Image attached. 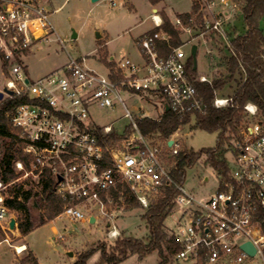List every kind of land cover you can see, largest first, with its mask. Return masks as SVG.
Wrapping results in <instances>:
<instances>
[{
    "label": "built area",
    "instance_id": "built-area-1",
    "mask_svg": "<svg viewBox=\"0 0 264 264\" xmlns=\"http://www.w3.org/2000/svg\"><path fill=\"white\" fill-rule=\"evenodd\" d=\"M108 1L116 6L126 0ZM197 2L199 9L190 18L191 23L177 16L171 20L173 26L190 33L193 39L219 44L223 39L229 46L227 12L214 9L219 5L236 9L240 7L238 1ZM51 14L48 0H0V58L11 65L5 87L14 90V94L7 95L29 99L17 104L10 114L24 138L23 149L30 155L29 167L18 160L16 168L37 179L46 173L55 176V191L64 201L61 215L73 220L90 221L91 215L82 204L104 205L102 196L119 183L126 185L144 207L164 195L166 188L175 187L179 191L176 206L182 207L174 231L181 244L175 255L179 264H264V119L257 118L258 105L249 101L244 106L245 115L256 119L243 123L232 141L227 152L228 179L218 173L217 190L206 198H196L175 180V163L166 158L179 154L181 142L169 137L163 143L143 134L137 120L149 116L136 118L123 95L127 92L155 97L162 113L167 106L180 113L201 110L195 82L212 79L205 74L192 76L187 70L195 40L188 38L171 45L172 35L163 28V17L155 13L151 16L154 28L136 40L139 62L129 57L109 59L115 65L108 66L109 72L103 74L88 67L85 57H70L62 68L33 80L24 59L34 45L57 38ZM188 44L191 47L187 52ZM230 101L231 96L219 95L213 100L218 107ZM118 103L131 119L126 129L130 133L124 134L120 142H105L103 138L108 140L117 132L112 125L91 124L90 107H114ZM97 130H101V136ZM14 183L0 178V230L7 242L9 232L19 225L20 211L6 202L12 196L9 186ZM107 234L117 238L121 232L109 225ZM246 242L253 244L254 254L242 247Z\"/></svg>",
    "mask_w": 264,
    "mask_h": 264
},
{
    "label": "rangeland",
    "instance_id": "rangeland-1",
    "mask_svg": "<svg viewBox=\"0 0 264 264\" xmlns=\"http://www.w3.org/2000/svg\"><path fill=\"white\" fill-rule=\"evenodd\" d=\"M48 8L51 11V22L56 30V39L41 44L34 45L30 52H26L24 59L27 65V74L31 79H37L54 70L62 68L70 59L86 58L85 64L103 74L109 72V67L115 65L114 62H107L110 56L115 59L129 57L135 62H139L140 52L136 40L141 33L154 27L151 15L153 8L166 10L171 17H176L179 13L192 9V0H159L153 3L151 0H126L119 1L118 5H111L108 0H49ZM242 7L245 5L246 0ZM56 9V10H54ZM163 14V11H162ZM237 16V15H236ZM235 18L227 21L225 30L233 25L242 26V19ZM264 28V19L262 20ZM98 32L100 36H98ZM183 40H195L198 44L197 69L194 75L206 74L212 81L229 73L227 58L230 54L226 46V41L212 42L210 39H193L190 33L181 32ZM218 42V41H217ZM191 45L185 46L187 52ZM213 49L212 52L209 49ZM225 54V55H224ZM6 63V65H5ZM11 65L0 58V90L5 87L6 81L10 78L9 70ZM236 88L234 81H230L222 89L217 90L219 96H231ZM125 102L132 114L139 118L141 116L159 117L163 111L161 105L155 97L150 95L123 92ZM8 97L5 93L4 98ZM90 115L94 125H112L118 135L123 136L126 129L131 125V119L125 116V108L120 104L114 107H101L92 105ZM245 115V111H244ZM257 118L264 119L259 110ZM245 115L241 121L243 123L254 121ZM196 122L195 115L192 116L188 124L181 126L170 138H176L181 143V150L194 149L200 151L205 148H212L218 144V131H208L201 128H192ZM164 143L165 138L159 136H149ZM115 140L111 143H117ZM110 142V141H109ZM165 149H167L165 147ZM2 147L0 146V152ZM229 153H226L228 156ZM176 156H167L171 163L176 162ZM16 165V164H15ZM30 163L26 166L29 167ZM17 177L13 186L23 184L28 188L32 184L35 190H39V178L33 175L25 176L24 171H19L15 166ZM219 171L212 166L205 155H202L194 165L186 169L184 181L185 188L196 198H206L218 188ZM209 177L208 180H204ZM104 194V205L100 203H83L84 210L95 217L94 222L89 220H73L66 215H61L62 211L52 220L39 225L29 234L24 236L19 234V229L9 232V242H0V264H19L22 257L27 255L29 249L37 255L42 264H71L75 261L74 255L79 257L82 252L99 247V244H111L116 238H110L107 234L109 225H115L123 235H131L138 238H145L148 233V226L143 214L147 207L138 202L133 204L126 201L122 191ZM38 196L30 200L32 216L37 223H40L41 216L47 220L46 209L41 208ZM41 204L43 200L41 199ZM85 204V205H84ZM19 213V218L21 216ZM182 214V207L175 206L173 212L165 219V225L169 233H174L178 228V218ZM6 237V235H5ZM26 244L27 248L18 252L15 245ZM71 253V254H70ZM100 258V251L95 250L89 257L87 264H96ZM159 255L153 251L140 259L136 254H132L117 264H157ZM108 264V263H104ZM169 264H179L175 257Z\"/></svg>",
    "mask_w": 264,
    "mask_h": 264
},
{
    "label": "trees",
    "instance_id": "trees-1",
    "mask_svg": "<svg viewBox=\"0 0 264 264\" xmlns=\"http://www.w3.org/2000/svg\"><path fill=\"white\" fill-rule=\"evenodd\" d=\"M153 3L159 0H151ZM199 3L193 0V8L190 12L179 13L184 23L190 24V18L198 11ZM163 28L172 37L170 44L179 45L183 42L178 29L173 26L169 15L163 11ZM242 19V26L233 25L228 28L227 34L230 45L227 48L228 71L225 76L214 79L212 82H195L199 97L203 104L201 110H189L180 113L173 108L166 109L159 119L154 117H144L137 120L139 128L146 136H159L169 138L181 126L188 124L193 115L196 122L192 128H201L208 131H218V144L212 148H205L200 151L194 149H184L176 157L175 167L172 174L176 181L184 183L186 169L196 163L205 155L207 160L215 169L228 179L229 165L226 153L232 147V141L236 138L242 119L244 118V106L251 101L258 105L261 114L264 116V0H246L245 5L239 14ZM200 18V17H199ZM198 18V19H199ZM166 48L169 46L166 44ZM6 65V63H5ZM197 69V68H196ZM194 58L192 54L188 58L187 70L190 75H194ZM230 81H234L236 88L231 94V101L228 105L218 107L213 100L217 90L222 89ZM29 100L27 96L14 95L0 100V178L5 182H10L17 177L15 164L21 160L26 166L29 164L30 155L23 149L24 138L20 136V130L10 120V114L15 106L21 102ZM101 136V130H97ZM130 130L126 131V135ZM111 138L103 140L113 142L123 136L112 133ZM125 136V135H124ZM55 176L46 173L39 179V190L34 189L32 184L24 188L23 184H17L10 188L11 197L6 198V202L11 209H17L22 214L19 218L18 229L20 234L26 236L39 225L48 220L54 219L64 207V201L55 191ZM122 191L128 203H141L124 184L119 183L116 189H111L110 193ZM179 191L175 187H168L164 195L153 201L143 214L147 222L148 233L143 238L131 235H123V232L109 246L106 243L99 244V247L82 252L73 264H87L89 257L95 250L100 251V258L96 264H117L132 254H136L140 259L153 251H157L159 261L157 264H169L176 253L181 249V244L174 233H169L165 225V219L173 212L176 206V197ZM38 196L41 208L46 209L47 220L41 216L40 223H37L32 216L30 200ZM41 199L43 204H41ZM5 234L0 230V242L4 240ZM19 264H40L37 256L31 249L27 255L22 257Z\"/></svg>",
    "mask_w": 264,
    "mask_h": 264
},
{
    "label": "crops",
    "instance_id": "crops-1",
    "mask_svg": "<svg viewBox=\"0 0 264 264\" xmlns=\"http://www.w3.org/2000/svg\"><path fill=\"white\" fill-rule=\"evenodd\" d=\"M193 1V0H192ZM236 1H238V3H239V5H240V7L239 8H236V9H233V8H229V7H224L223 5H219V6H217L214 10H215V12L216 11H219V12H227V21H229V20H231V17L234 15V17L236 18L240 13H241V9H242V4H243V2H241V0H236ZM50 1L48 0V3H49ZM193 3V2H192ZM192 8H193V5H192ZM153 14H155V13H158V14H160L161 16L163 15L162 14V11H164V10H159V8L158 7H154L153 8ZM190 11H192V9L190 10ZM190 11H186V12H190ZM165 12H167L166 10H165ZM183 13V12H182ZM152 14V15H153ZM151 15V16H152ZM237 15V16H236ZM178 16V15H177ZM176 16V17H177ZM163 17V16H162ZM170 17V19L171 20H174L176 17H171V16H169ZM238 18H240L241 19V16H239ZM152 19V18H151ZM153 21V20H152ZM153 24H154V22H153ZM155 26V25H154ZM154 28V27H153ZM153 28H151V29H149V30H147L146 32H149V31H151ZM146 32H144V33H146ZM143 33V34H144ZM142 33H141V35H143ZM141 35H139L138 37H140ZM138 39V38H137ZM212 42H214V41H212ZM28 52V51H27ZM29 52H30V50H29ZM225 55V54H224ZM114 58V56H110V59H113ZM115 59V58H114ZM107 62H108V60H107ZM25 64V63H24ZM25 68H26V71L28 70L27 69V65H25ZM202 74H204V73H202ZM206 75V74H205ZM223 96V95H222ZM162 114V113H161ZM19 231V230H18ZM20 234V233H19ZM26 245V244H25ZM17 247H18V245H17ZM26 248H27V246H26ZM25 248V249H26ZM25 249H23V250H25ZM33 250V249H32ZM34 251V250H33ZM35 253V252H34ZM71 254V253H70ZM36 255V254H35ZM37 256V255H36ZM74 257L76 258L75 259V261L77 260V256L76 255H74ZM38 258V257H37ZM38 260H39V258H38ZM75 261H73V262H71V264H73ZM39 263L40 264H42V262H40V260H39Z\"/></svg>",
    "mask_w": 264,
    "mask_h": 264
},
{
    "label": "water",
    "instance_id": "water-1",
    "mask_svg": "<svg viewBox=\"0 0 264 264\" xmlns=\"http://www.w3.org/2000/svg\"><path fill=\"white\" fill-rule=\"evenodd\" d=\"M92 1H97V0H92ZM98 36H100V33L98 32ZM197 53H198V44L197 43H194L192 45V49H191V54L194 58V69L197 68ZM5 93L7 94H14V90L12 89H9L7 87H4L3 90H0V100L4 98L5 96ZM166 109L168 110L169 107L167 106ZM172 143V139L169 140V144ZM59 179H61V177H59ZM95 221V217L94 216H91L90 218V222H94ZM14 219H12L11 221V226L14 227ZM242 247L247 250L248 252H250L251 254H254L255 253V247L253 246V244L251 242H246L242 245Z\"/></svg>",
    "mask_w": 264,
    "mask_h": 264
},
{
    "label": "bare ground",
    "instance_id": "bare-ground-1",
    "mask_svg": "<svg viewBox=\"0 0 264 264\" xmlns=\"http://www.w3.org/2000/svg\"><path fill=\"white\" fill-rule=\"evenodd\" d=\"M25 248H26V245L25 244H19L17 249L18 250H23Z\"/></svg>",
    "mask_w": 264,
    "mask_h": 264
}]
</instances>
